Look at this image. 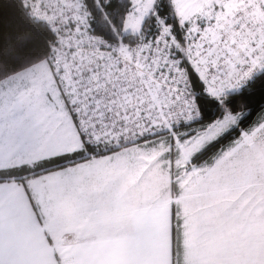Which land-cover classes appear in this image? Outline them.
<instances>
[{"label": "snow or ice", "instance_id": "6c2138e0", "mask_svg": "<svg viewBox=\"0 0 264 264\" xmlns=\"http://www.w3.org/2000/svg\"><path fill=\"white\" fill-rule=\"evenodd\" d=\"M0 264H264V0H0Z\"/></svg>", "mask_w": 264, "mask_h": 264}]
</instances>
